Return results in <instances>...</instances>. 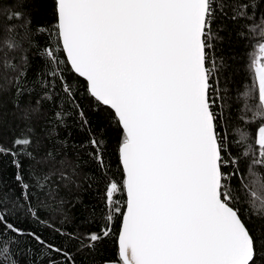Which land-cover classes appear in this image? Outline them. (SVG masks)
Returning <instances> with one entry per match:
<instances>
[{
  "label": "snow or ice",
  "instance_id": "snow-or-ice-1",
  "mask_svg": "<svg viewBox=\"0 0 264 264\" xmlns=\"http://www.w3.org/2000/svg\"><path fill=\"white\" fill-rule=\"evenodd\" d=\"M48 12L66 60L44 49L50 71L42 99L61 98L50 91L59 82L83 126L76 103L83 87L122 137L123 180L105 190L106 204L121 217L118 248L104 264H264V179H254L264 175V0H14L0 10V159L14 169L19 189L0 179V264H76L64 245L75 241L76 252L92 253L113 234L105 226L85 242L40 216V209L63 214L91 186L82 152L36 135L46 116L41 101L20 103L29 70L23 45L43 31L32 27L33 18ZM221 20L240 26L237 36L255 53L250 67L258 85L227 97L217 88L227 68L216 56L226 27L213 25ZM66 70L84 84L77 80L74 89ZM64 114L52 113L57 123ZM233 121L238 138L222 127ZM101 143L88 138L100 163ZM118 192L123 207L114 202ZM18 214L64 245L18 226Z\"/></svg>",
  "mask_w": 264,
  "mask_h": 264
},
{
  "label": "trees",
  "instance_id": "trees-1",
  "mask_svg": "<svg viewBox=\"0 0 264 264\" xmlns=\"http://www.w3.org/2000/svg\"><path fill=\"white\" fill-rule=\"evenodd\" d=\"M13 2L14 0H0V10H8L13 5ZM244 23L245 21H240V24ZM37 25L41 26L43 31L33 35L32 46H29L27 42L23 45L28 50L29 70L22 84L25 92L20 98V103L21 105H25L34 104L38 99L41 101L46 116L36 128V135L41 138L47 136L50 143L54 142L57 145L64 144L66 141L67 148H75L82 152L83 155L80 157V161L84 171L91 177V186L88 187V184H85L87 190L81 193V200L74 201L67 206L63 214H51L47 209H40V216L44 219L51 216V221L57 227L74 233L76 236L83 237L85 242H87L88 235L102 231L105 226L109 227L113 234L106 237L97 246L95 252H76L75 241L70 245H64L61 236L45 228L43 225L36 224L31 218H26L23 214H18L19 219L15 222L26 230L37 231L45 240L51 243L58 246L64 245L69 252L74 254L76 264H104L106 259L113 257L117 253L118 248L117 237L120 231L121 217L119 214L113 213L111 206L106 204L105 190L109 182L119 185L123 180L122 166L118 155L119 141L122 137L117 133L114 120L110 121L105 114L90 106L92 103L91 98L85 95L83 87L78 88L79 95L76 98V103L79 104L80 109L84 112V117L87 119V124L83 126L81 125L82 118L77 114L75 105L66 102L62 98L59 82H57V87L54 90L50 89V91H55L57 96L61 98L56 99L54 103L42 99L44 93L41 81L48 79L45 73L50 71L46 63L47 58L43 55L44 49H54L62 60H66V54L61 53L62 43L58 42L55 32L56 21L52 14L48 12L34 17L32 27L35 28ZM218 26L226 27V30L221 33L225 39L222 44L217 45L216 56L223 57L227 65L226 71L222 73L217 84L219 92L227 97L235 94L237 89L245 90L258 87L250 67L251 56L255 53L248 46L247 40L237 36L236 33L240 30V26L230 20L217 21L213 25V29L215 30ZM22 34L23 32L21 31ZM37 42L39 49L36 47ZM64 75L69 80H72L74 89L77 88V80L80 85L84 84L82 78L77 77L76 80L72 79L76 75L74 73H69L66 70ZM217 103L220 105L224 104L221 100H218ZM12 108L13 105L9 103L8 109L12 110ZM61 109L64 110L65 114L63 120L57 123L59 118L53 116L52 113ZM216 111L219 112L220 108L218 107ZM225 111H227L226 105ZM11 119V116H9V120ZM15 123L14 121L13 126H15ZM235 126L234 121L229 124H222V127L227 132L238 138V133L234 131ZM239 127L250 131L246 125H239ZM90 135L102 141L100 149H97L103 157L102 163L97 161L93 156V146L88 144ZM4 136L10 138V133L6 129L4 130ZM13 175L14 169L7 166V158L0 159V179L7 182L12 188H16ZM251 179L253 178L247 175L244 177L245 181H250ZM254 179L259 181L264 179V175L258 172ZM238 191L241 197L239 205L241 213L247 215L244 200L246 193L243 189H238ZM16 192H19L18 188H16ZM124 198L118 192L114 195L113 199L114 202L119 203L123 207ZM33 204H36L35 199L33 200ZM109 215H112L113 219L109 220ZM65 216L67 217L66 219Z\"/></svg>",
  "mask_w": 264,
  "mask_h": 264
},
{
  "label": "water",
  "instance_id": "water-1",
  "mask_svg": "<svg viewBox=\"0 0 264 264\" xmlns=\"http://www.w3.org/2000/svg\"><path fill=\"white\" fill-rule=\"evenodd\" d=\"M62 43V42H61Z\"/></svg>",
  "mask_w": 264,
  "mask_h": 264
}]
</instances>
